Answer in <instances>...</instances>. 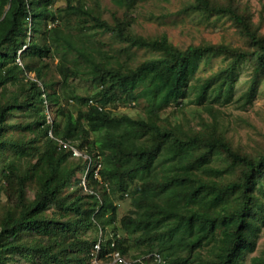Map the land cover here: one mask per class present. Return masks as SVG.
<instances>
[{
  "label": "trees",
  "instance_id": "1",
  "mask_svg": "<svg viewBox=\"0 0 264 264\" xmlns=\"http://www.w3.org/2000/svg\"><path fill=\"white\" fill-rule=\"evenodd\" d=\"M55 1L0 0V264H125L110 262L114 251L126 264H149L151 252L163 264H245L264 223V144L234 145L216 105L234 100L241 64L251 67L242 107L264 74V34L249 4L189 2L185 10L228 19L243 43L180 47L134 31L126 12L109 21L89 0ZM96 31L122 48H103ZM134 49L147 53L135 64ZM215 55L224 64L189 83ZM82 78L92 93L76 92ZM186 99L201 105L196 122L162 115ZM117 220L126 232L110 235ZM248 262L264 264V249Z\"/></svg>",
  "mask_w": 264,
  "mask_h": 264
},
{
  "label": "rangeland",
  "instance_id": "2",
  "mask_svg": "<svg viewBox=\"0 0 264 264\" xmlns=\"http://www.w3.org/2000/svg\"><path fill=\"white\" fill-rule=\"evenodd\" d=\"M191 1L193 0H136L129 8L122 7L123 9L117 7L111 0H89V3L91 5L98 4V9L102 16L109 21L114 16L122 17L126 12L132 17L134 31L145 36L165 33L168 39L180 47H185L189 43L203 41L243 43V39L235 33L232 23L225 17L204 15L194 10H185V7ZM242 1L249 4L252 18L255 22H258L259 29L264 34V0ZM61 6H64L62 0H56L53 4V7ZM94 40L100 43L99 45L103 46V48H109L113 53L122 48L107 33L94 32ZM96 41H93L94 45L97 43ZM146 55V51L134 49V56L129 62L135 64ZM120 58L124 60L125 55L121 54ZM223 64L221 55L213 56L208 62L201 61L199 68L191 76L189 83H196L199 79L205 78ZM250 69L251 67L247 63L238 66L234 82V100L229 104L216 105L218 106V120L225 135L231 139L234 145L241 146L246 150L257 148L258 143L264 144V74L258 77L256 89L250 103L242 107V101L236 100L248 84V78L251 75ZM72 83L76 88V92L81 95L92 93L96 88L92 81L83 78L75 79ZM189 97H193V92L189 94ZM197 107H201V105H196L194 102L190 103V99H186L179 106L172 105L167 107L163 110L162 115L169 117L171 121L188 117L190 121L196 122L198 117L196 115ZM140 108V106L134 108L133 105L117 104L114 110L116 112H128L135 116L141 113ZM202 113L206 114L204 110H202ZM71 148L76 152H73V154H80L75 145H72ZM86 166L85 164L84 168L75 172V180L76 177L80 178L83 176ZM116 204L118 208L117 217L119 218L130 207L129 199L127 197L123 200L117 199ZM262 225L256 248L248 257L259 254L264 249V223ZM113 226L118 229L119 235H123L126 232L124 231L125 229L123 230L119 226L117 220L114 224H110L107 227L110 235H112L111 229ZM248 257L245 264H249ZM15 264H40V262L37 258L36 260H31L29 257L18 256V261Z\"/></svg>",
  "mask_w": 264,
  "mask_h": 264
},
{
  "label": "built area",
  "instance_id": "3",
  "mask_svg": "<svg viewBox=\"0 0 264 264\" xmlns=\"http://www.w3.org/2000/svg\"><path fill=\"white\" fill-rule=\"evenodd\" d=\"M73 150V149H72ZM79 151V150H78ZM74 153H76L75 151H73ZM80 152V151H79ZM78 154V153H77ZM76 154V155H77ZM95 248L98 249L99 248V243L95 244ZM111 256V261L110 262H117V261H122L123 263H129L130 260L122 255H120V253L118 251H114L113 253H110ZM147 258L149 259V264H163V259L161 258V256L159 255V253H154L151 252L149 254L146 255ZM94 262L96 264L97 261L94 259Z\"/></svg>",
  "mask_w": 264,
  "mask_h": 264
},
{
  "label": "clouds",
  "instance_id": "4",
  "mask_svg": "<svg viewBox=\"0 0 264 264\" xmlns=\"http://www.w3.org/2000/svg\"><path fill=\"white\" fill-rule=\"evenodd\" d=\"M82 152L80 151V154H81Z\"/></svg>",
  "mask_w": 264,
  "mask_h": 264
}]
</instances>
